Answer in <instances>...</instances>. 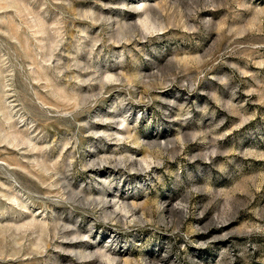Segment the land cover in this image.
<instances>
[{
	"label": "rangeland",
	"instance_id": "1",
	"mask_svg": "<svg viewBox=\"0 0 264 264\" xmlns=\"http://www.w3.org/2000/svg\"><path fill=\"white\" fill-rule=\"evenodd\" d=\"M0 264H264V0H0Z\"/></svg>",
	"mask_w": 264,
	"mask_h": 264
}]
</instances>
